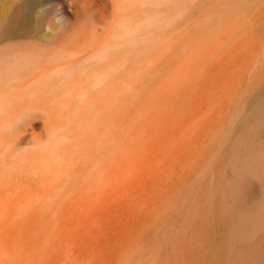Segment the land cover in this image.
<instances>
[{"label":"bare ground","instance_id":"1","mask_svg":"<svg viewBox=\"0 0 264 264\" xmlns=\"http://www.w3.org/2000/svg\"><path fill=\"white\" fill-rule=\"evenodd\" d=\"M104 1L109 13L96 0H0V193L109 196L126 0ZM261 1L192 2L171 38L163 61L174 66L156 69L165 82L153 116L143 113L141 213L126 264H264Z\"/></svg>","mask_w":264,"mask_h":264},{"label":"rangeland","instance_id":"2","mask_svg":"<svg viewBox=\"0 0 264 264\" xmlns=\"http://www.w3.org/2000/svg\"><path fill=\"white\" fill-rule=\"evenodd\" d=\"M96 1L110 12L107 1ZM199 1L126 0V104L111 119L110 194L0 193V264H126V239L141 213L143 113L153 116L163 72L174 66L163 55L174 53L171 38ZM260 4L252 13L264 19ZM45 119H36V132ZM91 182L85 177L86 190ZM89 202L97 206H83Z\"/></svg>","mask_w":264,"mask_h":264}]
</instances>
